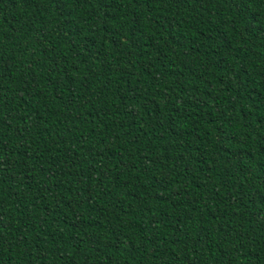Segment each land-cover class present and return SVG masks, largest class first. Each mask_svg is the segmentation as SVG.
<instances>
[{"label": "trees", "instance_id": "trees-1", "mask_svg": "<svg viewBox=\"0 0 264 264\" xmlns=\"http://www.w3.org/2000/svg\"><path fill=\"white\" fill-rule=\"evenodd\" d=\"M0 264H264V0H0Z\"/></svg>", "mask_w": 264, "mask_h": 264}]
</instances>
